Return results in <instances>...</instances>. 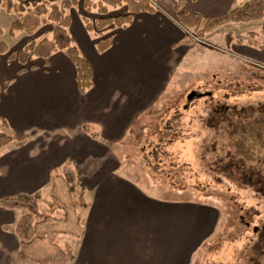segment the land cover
Returning <instances> with one entry per match:
<instances>
[{
  "label": "rangeland",
  "instance_id": "1",
  "mask_svg": "<svg viewBox=\"0 0 264 264\" xmlns=\"http://www.w3.org/2000/svg\"><path fill=\"white\" fill-rule=\"evenodd\" d=\"M64 1L57 5L61 8ZM18 9L19 0L0 2V42L5 45L0 59H16L10 53L30 39L49 36L56 26L48 22L32 33H11V23L34 6L22 13ZM108 10L114 17L123 7ZM64 13L84 23L98 17L95 9L85 11L81 0ZM181 44L186 52L174 65L173 75L134 116L122 139L101 144V161L63 162L51 181L33 192L39 211L53 209L51 218L37 227L18 228L19 210L0 211L5 264H21L25 258L30 264L69 262L91 203L88 175L98 164L100 169L120 172L151 197L215 209L214 228L192 253L190 264H264V16L195 35L187 30ZM0 128L7 134L13 131L8 124L4 128L0 123ZM40 131L22 145L11 142L6 152L21 147L36 155L49 143L67 139L61 127ZM35 233H45L44 239L26 246L22 236Z\"/></svg>",
  "mask_w": 264,
  "mask_h": 264
},
{
  "label": "crops",
  "instance_id": "2",
  "mask_svg": "<svg viewBox=\"0 0 264 264\" xmlns=\"http://www.w3.org/2000/svg\"><path fill=\"white\" fill-rule=\"evenodd\" d=\"M157 2L154 12L139 13L126 27L107 29L112 42L103 52L96 50V34L68 14V33L92 75V87L84 95L64 52H54L46 63L37 57L24 65L0 59V117L26 142L35 130L61 127L67 134L65 141L51 142L36 155L21 147L0 152V200L31 196L68 160L100 162L101 144L124 137L186 52L181 43L187 30L176 17V0ZM234 3L189 0L182 10L207 18L227 12ZM90 171L91 203L66 264H190L192 253L214 228L212 206L151 197L120 172L99 164ZM6 255L0 251V264ZM20 263L30 264L26 258Z\"/></svg>",
  "mask_w": 264,
  "mask_h": 264
},
{
  "label": "trees",
  "instance_id": "3",
  "mask_svg": "<svg viewBox=\"0 0 264 264\" xmlns=\"http://www.w3.org/2000/svg\"><path fill=\"white\" fill-rule=\"evenodd\" d=\"M58 0H19V13L24 12L25 7L34 6L32 12L28 10V15L21 20H15L11 23V33L15 31H25L32 33L41 24L53 23V27L49 36L41 38L35 37L28 40L24 47L16 53H10L16 60L24 65L31 57L42 59L45 63L54 52H64L75 69V82L78 91L84 95L92 87V75L90 66L81 54L79 48L74 44L68 33L69 15L64 11L76 5L78 0H65L60 8L57 5ZM1 2V0H0ZM182 0H176L174 10L178 22L188 31H192L195 35L196 31L206 32L213 30L221 25L228 23H239L257 21L264 16V0H235L230 10L215 16L204 18L197 12H185L182 10ZM9 4V8H11ZM49 6V9H47ZM81 6L85 11L95 9L98 17L95 20L88 21L85 28L97 34V32L106 29L123 28L131 24L135 16L139 13L154 12V6L149 0H81ZM122 12L117 16H109L110 8H122ZM85 22V21H84ZM112 42V35H106L99 38L95 42L98 52L108 49ZM5 48L4 43L0 42V52ZM2 127H7L5 119L0 117ZM16 141L19 145L26 142V138L22 133L12 131L7 134L0 128V152L6 149L7 145ZM0 207L7 209L19 210L21 216L18 221V228L31 226L37 227L46 222L54 213L50 208L49 212H41L38 210L37 203L32 196L20 195L13 198L0 200ZM33 222V223H32ZM45 233H35L33 236H22L26 246H30L35 239H44Z\"/></svg>",
  "mask_w": 264,
  "mask_h": 264
}]
</instances>
